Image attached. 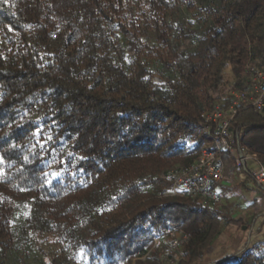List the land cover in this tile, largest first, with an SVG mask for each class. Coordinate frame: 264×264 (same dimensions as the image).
Instances as JSON below:
<instances>
[{"label": "trees", "instance_id": "1", "mask_svg": "<svg viewBox=\"0 0 264 264\" xmlns=\"http://www.w3.org/2000/svg\"><path fill=\"white\" fill-rule=\"evenodd\" d=\"M251 65L264 0H0V264H203L239 218L166 176ZM231 130L264 163V115ZM171 229L190 233L173 263ZM218 264H264V242Z\"/></svg>", "mask_w": 264, "mask_h": 264}, {"label": "built area", "instance_id": "2", "mask_svg": "<svg viewBox=\"0 0 264 264\" xmlns=\"http://www.w3.org/2000/svg\"><path fill=\"white\" fill-rule=\"evenodd\" d=\"M248 72V89L233 92L228 106L216 104L202 115L201 128L208 137V144L202 148L194 162L167 173L166 178L170 184L168 196L188 194L203 203L221 204L223 193L218 184L224 180L225 152L233 158L237 169L246 171L258 187L264 188V163L256 153L242 146L231 130L232 120L241 109L252 108L264 115V69L251 65ZM187 239L185 236L171 241L167 254L171 263ZM158 242L159 238H156L155 244Z\"/></svg>", "mask_w": 264, "mask_h": 264}, {"label": "crops", "instance_id": "3", "mask_svg": "<svg viewBox=\"0 0 264 264\" xmlns=\"http://www.w3.org/2000/svg\"><path fill=\"white\" fill-rule=\"evenodd\" d=\"M236 170L235 172L237 173L238 170ZM236 173H234V175H236ZM237 175H242V172H238ZM242 176L241 182H243V185L241 186L246 188L247 190H250V196L248 197V200H246L248 204L242 206L243 208L237 214V217L243 218L245 221L248 222V224L243 226L242 230L239 233L237 232L232 234L229 238H226L223 243L220 244V246H217L216 252L218 254L215 255V258H212L210 264L221 263L226 258H235L245 248L252 247L257 243L264 242V209L259 211L257 209L258 207L253 204L258 199H263V193L259 188H256V192H253L252 190L255 188L250 184L249 180L244 179ZM230 180H232V177L225 178L223 180L222 185L220 186V190L226 196L231 194V192L228 190L231 187V185L229 187L228 183V181ZM232 206L233 205H230L229 208ZM237 207L239 208V206Z\"/></svg>", "mask_w": 264, "mask_h": 264}, {"label": "rangeland", "instance_id": "4", "mask_svg": "<svg viewBox=\"0 0 264 264\" xmlns=\"http://www.w3.org/2000/svg\"><path fill=\"white\" fill-rule=\"evenodd\" d=\"M230 83H232V80H230ZM237 90H242V89L229 86L226 94H224V96L221 99H219L216 104H223L224 106H228L230 98L232 96V93L237 91ZM237 170H238V172H242L243 176L237 175L238 172L237 173L234 172V173H236V175L233 174L232 180L228 181L229 187L231 185V187L228 189L231 192V194H229L227 196L223 194L222 202H221V204H219V207L221 209L227 210V214L231 218H238L237 214L243 208L242 207L243 205L245 206L248 204L246 200H248V197L250 196V190L249 189L247 190L246 188L241 186V185H243V182H241V176L244 179L249 180L250 184L254 188H256V186H257L255 184V182L251 179V177L249 176L248 173H245L242 169H237ZM222 187H224V186H222ZM230 205H233V206L229 208ZM237 206H239V208ZM247 224H248V222L245 221L243 218H239V221H236V222H233L230 224L229 223L226 224L223 227L222 233L219 235V237L216 239V241L213 244V246H214L213 252L204 256L203 264H210L212 258H215V255L218 254L216 252L217 246H220V244H222L223 241L226 238H229L232 234L237 233V232L239 233L242 230V227L247 225ZM166 233L168 234V236H166L164 238L168 237L169 241L173 240L174 238L180 239V238L185 237V236L189 238V236H190L189 232H186V231L181 230V229L167 230ZM159 242H160V240H159ZM181 255H182V249L177 252L174 260L178 261V259L181 257Z\"/></svg>", "mask_w": 264, "mask_h": 264}, {"label": "snow or ice", "instance_id": "5", "mask_svg": "<svg viewBox=\"0 0 264 264\" xmlns=\"http://www.w3.org/2000/svg\"><path fill=\"white\" fill-rule=\"evenodd\" d=\"M39 133V129H37V133H34V135L38 134ZM49 139H51V137H49ZM41 147L43 148L44 145H41Z\"/></svg>", "mask_w": 264, "mask_h": 264}]
</instances>
